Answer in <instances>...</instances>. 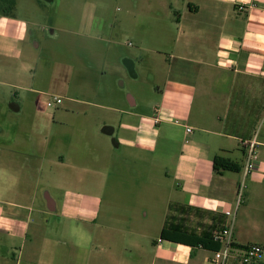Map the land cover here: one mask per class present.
Returning a JSON list of instances; mask_svg holds the SVG:
<instances>
[{
  "label": "crops",
  "instance_id": "1",
  "mask_svg": "<svg viewBox=\"0 0 264 264\" xmlns=\"http://www.w3.org/2000/svg\"><path fill=\"white\" fill-rule=\"evenodd\" d=\"M142 1L133 31L139 63L144 52L157 57L150 99L90 103L106 111L97 114L95 131L88 136L67 126L68 136L54 137L50 160L45 135L34 187L15 183L4 188L11 198L0 195V235L18 252L0 255V264H212V250L161 239L164 227L204 237L229 227L237 242L264 245V0ZM29 33L26 19L0 10V56L18 57L17 44ZM255 134L257 166L245 174L244 143ZM216 154L241 170L216 173ZM142 160L151 176L160 171L169 183L145 188L154 193L157 216L140 204L134 212L142 219L130 214L122 232L111 233L110 220L98 222L103 175ZM45 161L52 171L42 184ZM241 179L246 188L236 206ZM40 187L57 194L47 196V206L36 195Z\"/></svg>",
  "mask_w": 264,
  "mask_h": 264
},
{
  "label": "rangeland",
  "instance_id": "2",
  "mask_svg": "<svg viewBox=\"0 0 264 264\" xmlns=\"http://www.w3.org/2000/svg\"><path fill=\"white\" fill-rule=\"evenodd\" d=\"M142 3V0H15L12 5L0 0V10L14 12L30 25L27 39L17 44L20 55L0 56V195L11 198L13 192L4 188L15 183L34 187L45 135L53 146L46 155L50 160L56 154L54 137L68 136L67 130L63 136L67 126L77 134L84 130L88 136L95 131L97 114L104 116L106 111L90 103L128 106L129 95L139 101L150 99L155 83L154 77L150 78L154 74L151 57H157L144 52L141 56L144 64L139 63L133 31L134 17L144 7ZM56 94L61 96L62 103L48 107L46 99ZM11 104L19 109L14 110ZM6 149L14 153L9 154ZM146 164L145 160L130 162L115 166L109 176L103 175L106 185L98 190L103 198L98 222L110 220L111 233L122 232L119 229L126 227L124 219H129L130 214L134 216L131 219H142L140 204L149 217L157 216V212L151 211L156 206L154 193L148 194L145 188L153 185L167 188L169 183L161 176L160 168L155 177L151 176ZM49 166L50 162L45 161L39 176L42 184L50 178ZM107 186L117 188L108 190ZM36 195L47 206L48 197L57 194L40 187ZM135 208L140 210L135 213ZM47 211L50 218L55 217ZM38 215L34 213V217ZM16 245L18 248L19 243ZM13 254L17 257L18 252H12L10 242L0 235V255L11 259Z\"/></svg>",
  "mask_w": 264,
  "mask_h": 264
},
{
  "label": "built area",
  "instance_id": "3",
  "mask_svg": "<svg viewBox=\"0 0 264 264\" xmlns=\"http://www.w3.org/2000/svg\"><path fill=\"white\" fill-rule=\"evenodd\" d=\"M62 98L58 95L49 96L46 99V105L56 106L61 104ZM187 132L191 131L190 127L186 128ZM257 136L256 134L248 139L244 144L247 149V156L244 166L245 174L250 173L257 166ZM246 188L245 180L241 179L238 184L236 193V206L243 201V193ZM226 215H231L230 204L224 208ZM212 238L220 244L219 249L211 252L210 262L212 264H264V245L259 242L241 244L233 236L231 228L222 227L216 230Z\"/></svg>",
  "mask_w": 264,
  "mask_h": 264
},
{
  "label": "trees",
  "instance_id": "4",
  "mask_svg": "<svg viewBox=\"0 0 264 264\" xmlns=\"http://www.w3.org/2000/svg\"><path fill=\"white\" fill-rule=\"evenodd\" d=\"M1 1L2 2L10 1L13 3L12 5H14L15 3V0H1ZM212 163H213V170L219 174L224 173L225 171L241 170V166L237 162L219 154L214 155L212 159ZM160 238L173 240L191 246H199L212 251L217 250L220 247V244L217 241H214L212 236L204 237V236H198L196 234H187V233L172 231L166 227H164L161 230Z\"/></svg>",
  "mask_w": 264,
  "mask_h": 264
}]
</instances>
